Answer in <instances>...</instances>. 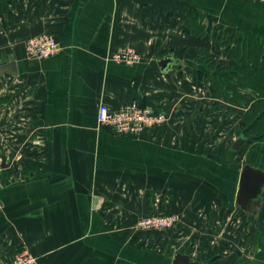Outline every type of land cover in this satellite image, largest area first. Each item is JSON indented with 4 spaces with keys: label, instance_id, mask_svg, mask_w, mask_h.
<instances>
[{
    "label": "crops",
    "instance_id": "obj_1",
    "mask_svg": "<svg viewBox=\"0 0 264 264\" xmlns=\"http://www.w3.org/2000/svg\"><path fill=\"white\" fill-rule=\"evenodd\" d=\"M44 34L59 53L29 58L27 40ZM244 35L264 42V4L0 0V65L16 66L0 75V264L22 249L39 264H172L177 252L213 264L202 243L217 238L210 211L232 226L247 162L232 145L245 110L203 86L200 72L202 63L231 69L228 48ZM121 47L140 62H113ZM168 54L190 65L161 70ZM134 102L164 111L166 124L138 137L98 122L100 105ZM164 213L178 214V227L134 226Z\"/></svg>",
    "mask_w": 264,
    "mask_h": 264
},
{
    "label": "trees",
    "instance_id": "obj_2",
    "mask_svg": "<svg viewBox=\"0 0 264 264\" xmlns=\"http://www.w3.org/2000/svg\"><path fill=\"white\" fill-rule=\"evenodd\" d=\"M189 23L190 27L194 26L193 21ZM228 54L235 61L231 69L227 70L222 65L216 68L210 64L203 65L205 69L200 72V77L211 85L216 95L245 110L242 116L244 128L239 129V136L244 137V142L239 151L246 153L247 162L252 166L264 168V147L261 146L263 148L256 153L248 148L252 142L264 141V130L259 135L254 134L255 128L264 129V42L253 35H244L236 39L232 48H228ZM239 86L245 87L251 97L242 95ZM260 233L256 241L261 250L254 264H264L263 230Z\"/></svg>",
    "mask_w": 264,
    "mask_h": 264
},
{
    "label": "built area",
    "instance_id": "obj_3",
    "mask_svg": "<svg viewBox=\"0 0 264 264\" xmlns=\"http://www.w3.org/2000/svg\"><path fill=\"white\" fill-rule=\"evenodd\" d=\"M250 1L264 4V0ZM25 50L29 58L41 60L57 55L60 51V45L53 36L44 34L28 39ZM111 60L117 64L130 66L140 62L141 55L132 47H121L111 55ZM97 120L100 125L109 127L118 135L139 137L151 128L165 125L168 117L164 111L143 107L134 102L117 110H112L107 105H100ZM176 219L175 216L171 215H151L138 220L135 226L143 231L170 229L174 226ZM6 264L39 263L31 251L22 249Z\"/></svg>",
    "mask_w": 264,
    "mask_h": 264
},
{
    "label": "rangeland",
    "instance_id": "obj_4",
    "mask_svg": "<svg viewBox=\"0 0 264 264\" xmlns=\"http://www.w3.org/2000/svg\"><path fill=\"white\" fill-rule=\"evenodd\" d=\"M202 65H207V63H202ZM201 82L203 86L210 88L211 85L208 82L204 80H202ZM238 88H240L239 90L241 91L242 95H244L245 97H251L249 91H247L245 87L239 86ZM201 95L203 97L202 93ZM218 103L219 102L215 104L217 105ZM215 107L219 110L222 108L221 106H215ZM205 108H208V105L205 106ZM262 130L264 129L255 128L254 134L259 135V133H261ZM261 146L264 147V141H261L259 143L252 142L248 148L250 149L251 152L252 151L255 152L260 150V148H263ZM233 152L238 153L240 151L238 150L236 152L235 151ZM215 211L217 212L213 213L212 211H210V214L212 215V217H214V220L212 221V226L210 228L209 233L212 234L213 236H216L217 238H212L211 241L207 243H202V253H203L202 258H210V261H212L213 264H243L244 262L246 263L250 262L254 264L257 258L259 257V251L261 250V246L258 244L256 239L260 237L261 230H263V234H264V229H263L264 222L263 223L259 222L258 224L255 225L251 219L248 220L244 216H242V214L239 215L236 207H234L232 212V218L230 219V221H232V226L230 228V226H226L225 221L223 219L224 212L223 211L221 212V209H216ZM163 215L175 216L177 219L172 228L158 230V231H172L180 224L181 218L178 217V214L164 213ZM154 216H158V215H154ZM137 230H141V229H137ZM213 230L214 232L215 231L217 232L215 235L214 232H212ZM148 231H154V230L152 229ZM210 247H213L211 248L212 250L209 249Z\"/></svg>",
    "mask_w": 264,
    "mask_h": 264
},
{
    "label": "water",
    "instance_id": "obj_5",
    "mask_svg": "<svg viewBox=\"0 0 264 264\" xmlns=\"http://www.w3.org/2000/svg\"><path fill=\"white\" fill-rule=\"evenodd\" d=\"M176 64L178 67L189 66L190 61H183L175 59L173 54H168L158 61L161 70L170 69L171 65ZM16 66L14 61L0 65V75L3 72H10L16 74ZM244 142V137H239L232 149L238 151ZM2 165L0 168L6 167L5 157L0 158ZM235 207L239 214H246L256 223L261 215L264 206V168L254 167L249 162H246L241 169L237 192L234 199ZM172 264H206L200 260H195L190 257L188 253L177 252L174 256Z\"/></svg>",
    "mask_w": 264,
    "mask_h": 264
}]
</instances>
